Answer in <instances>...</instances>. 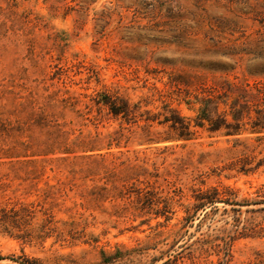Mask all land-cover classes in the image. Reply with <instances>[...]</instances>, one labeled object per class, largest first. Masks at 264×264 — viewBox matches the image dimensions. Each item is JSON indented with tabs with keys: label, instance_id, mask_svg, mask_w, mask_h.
Instances as JSON below:
<instances>
[{
	"label": "rangeland",
	"instance_id": "rangeland-1",
	"mask_svg": "<svg viewBox=\"0 0 264 264\" xmlns=\"http://www.w3.org/2000/svg\"><path fill=\"white\" fill-rule=\"evenodd\" d=\"M229 85L264 110V0H0V264H264V131L196 125Z\"/></svg>",
	"mask_w": 264,
	"mask_h": 264
},
{
	"label": "trees",
	"instance_id": "trees-1",
	"mask_svg": "<svg viewBox=\"0 0 264 264\" xmlns=\"http://www.w3.org/2000/svg\"><path fill=\"white\" fill-rule=\"evenodd\" d=\"M243 89V88H242ZM240 88H236L233 85H229V87L222 88V95L227 96V102L225 104L229 105L230 107V112L232 114L233 121L232 122H227V118L225 115H221L219 113V101L215 96H207V97H201L198 98L197 101L202 103L203 106L200 107V112L199 115L197 116L198 121L196 122V125L203 126L205 124L204 120H207L210 124L209 129L211 131H216L220 130L222 128L226 129V134H236L233 132V127L238 124V127L241 124L242 119L245 117L250 118L251 123H253L251 130L254 133H260L264 131V110L262 109H254L255 114L251 115V111H246L242 110L240 106L242 104L244 105H249V100L246 99L248 94L250 93L244 88L243 91ZM220 96V95H219ZM228 99H232V101H228ZM98 103L104 105L105 107L108 108L109 113L112 116H119V115H129L130 113L133 112L130 109L129 101L127 99L121 98V97H113L110 94L107 93H101L99 95V99L96 100ZM213 105L214 110L210 111L209 108L207 107L208 105ZM249 107V106H248ZM214 112L218 115V119H220V123H217L214 121V119L211 117V113ZM240 115H237V113ZM247 114V115H245ZM166 120L170 121V128L175 135H171L167 138H176V139H182V140H187L190 139V135L193 133L191 130V121L187 120V118L182 117L178 114H176L174 117L167 118ZM222 120V121H221ZM204 203H202L203 206ZM199 206V205H198Z\"/></svg>",
	"mask_w": 264,
	"mask_h": 264
}]
</instances>
